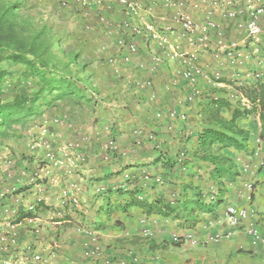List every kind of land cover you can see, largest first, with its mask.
Wrapping results in <instances>:
<instances>
[{
	"label": "crops",
	"instance_id": "1",
	"mask_svg": "<svg viewBox=\"0 0 264 264\" xmlns=\"http://www.w3.org/2000/svg\"><path fill=\"white\" fill-rule=\"evenodd\" d=\"M45 1L54 8L51 16L56 14L63 60L72 55L77 64L85 65L83 71L74 65L72 70L77 79L84 78L86 88L81 100L59 101L58 107L39 116L12 123L0 137V236L5 237L0 264H264V245L252 243L242 227L230 229L224 216L229 205L246 208L264 237V170L257 169L264 144L255 145L261 133L260 112L251 110L246 96L255 82L245 78L248 72H259L264 81V46L260 63L231 76L223 68L221 83L212 82L219 66L202 51L197 65L208 75L196 79L202 97L185 108L187 88L182 81L169 94L161 89L180 65L164 61L154 73L139 67L148 59L143 37L134 39L140 54L118 75L106 64L134 29L145 33L147 26L176 29L174 10L163 9L160 0H127L133 9L118 0H93L84 6L81 0ZM58 1L68 7L60 8ZM207 8L208 4L202 5L190 14L201 22ZM212 20L220 22V16L216 13ZM242 37L237 31L231 35L235 40ZM146 80L152 82V89L139 86ZM221 104H229L230 109ZM241 106L252 112L238 117L235 124L248 134L247 149L252 154L224 152L236 159L239 177L224 183L226 192L214 212L197 210L188 203L213 192L210 166L191 156L197 134L214 125L216 118L227 121L236 107L242 111ZM158 109L163 112L161 123L154 116ZM170 109L186 111L188 122L168 120L165 111ZM33 143L36 148L31 151ZM70 145L75 146L70 150L72 164L45 165V153ZM244 164L247 169H240ZM246 185L253 187L250 201L242 197ZM102 186L104 190L95 193ZM131 195L149 203L161 200L175 212L170 218L146 216L136 207L109 216L103 213L109 205L124 206ZM30 205L33 212L27 211ZM145 228L151 236L143 235ZM227 232H232L230 237L208 241ZM187 234L197 240L196 245L171 241ZM39 251L44 262L35 263L32 257Z\"/></svg>",
	"mask_w": 264,
	"mask_h": 264
},
{
	"label": "built area",
	"instance_id": "2",
	"mask_svg": "<svg viewBox=\"0 0 264 264\" xmlns=\"http://www.w3.org/2000/svg\"><path fill=\"white\" fill-rule=\"evenodd\" d=\"M92 1L81 0L80 2L84 6ZM118 2L127 8H134V5L127 0H118ZM160 3L163 9L174 10L172 22L176 29H158L154 26H147L145 27L146 33L143 31L144 29H134L130 33L129 41L118 46L117 53L106 61V64L113 68L116 75L140 54V48L134 39L135 37H143L146 42L148 59L146 65L139 63L141 64L139 67L154 73L155 69L164 61L180 65L181 68L173 70L170 79L161 89L169 94L172 92V88L182 81L184 87L187 88L183 105L185 108H190L202 97V92L196 81L197 77L207 75L204 74L203 68L197 65L202 51L209 54L211 60L219 66V69L211 75L213 83H221L223 68H227L231 76V74L246 68L253 62L260 63L259 57L264 46V0H160ZM205 4H208V8L202 13V21H195L190 14V10L198 11ZM60 6L66 8L68 4L62 1ZM216 13L220 16V22L212 20V16ZM100 22L107 24L104 19H100ZM236 31L243 35L241 40L231 38V35ZM182 42L187 46V49L180 47ZM245 78L248 81L263 82L262 84H264L262 75L259 72H248ZM229 82L235 81H233V78H229ZM139 86L145 89L153 88L152 82L149 80L141 82ZM154 100L155 94H152L150 101ZM165 115L170 121L177 120L186 123L188 120L186 111L170 109L165 111ZM154 116L155 119L161 120L163 112L158 109L155 111ZM167 129H169V126H167ZM263 144V141L256 137V147L259 148ZM74 147L70 145L55 151H48L44 156L45 165L56 168L61 166L63 162L72 164L73 154L70 153V150ZM35 148V143H33L30 150L34 151ZM247 166V164H244L240 169H247ZM44 169L49 168L45 167ZM257 169L264 170V156L258 162ZM49 172L50 170H46L47 174ZM123 178L126 181L129 180L128 175H124ZM246 187L248 190L242 197L244 200L250 201L253 187L252 185H246ZM103 190V186L97 187L95 193H101ZM34 208L33 205H30L27 207V211L33 212ZM3 212L6 215L10 214L9 209H5ZM13 214L16 215L17 212L14 211ZM224 216L230 229L242 227L252 243L264 245V237H261L257 223L252 220L246 208L229 205L225 208ZM144 226H147L145 222ZM231 234L232 232L217 233L212 235L208 241L217 242L225 237H230ZM143 235L149 237L152 232L145 228ZM181 240L192 245L197 244V240L190 234L184 235L183 238L176 236L171 238L173 243H179ZM4 242L5 237L0 236V245ZM32 259L35 263L44 262L41 251L35 253Z\"/></svg>",
	"mask_w": 264,
	"mask_h": 264
},
{
	"label": "trees",
	"instance_id": "3",
	"mask_svg": "<svg viewBox=\"0 0 264 264\" xmlns=\"http://www.w3.org/2000/svg\"><path fill=\"white\" fill-rule=\"evenodd\" d=\"M58 4L62 8L59 1ZM21 7L20 1L6 4L0 1V137L12 123L39 116L47 109L58 107L59 101L81 100L86 88L84 78L77 79V72L72 70L74 65L78 71H83L85 65L77 64L76 57L72 55L64 61L63 52L58 47L60 41L48 39L45 33L47 26L31 31L28 20L20 17ZM56 52L60 57L56 56ZM250 88L246 96L252 104L251 110L258 109L260 112L259 138L264 143V84L255 82ZM90 93L94 99H98V94L93 91ZM220 107L230 109L229 104H221ZM239 108L231 111L227 121L216 118L214 125L203 127L197 134L191 156L194 161L210 166L209 180L213 191L211 195L210 192L199 195L200 198L188 203L194 204L197 210L214 212L226 192L224 183L233 182L239 177L236 159L224 152L252 153L247 149L248 134L235 124L238 117L249 115L252 111L244 107L239 111ZM202 113L198 114L199 118L203 117ZM156 121L161 123V120ZM200 202L201 205H198ZM129 207L141 209L146 216L164 218H170L175 212L161 200L149 203L131 195L124 206L109 205L103 209V213L109 216L117 211L124 212ZM185 211L186 207H183L181 212Z\"/></svg>",
	"mask_w": 264,
	"mask_h": 264
},
{
	"label": "rangeland",
	"instance_id": "4",
	"mask_svg": "<svg viewBox=\"0 0 264 264\" xmlns=\"http://www.w3.org/2000/svg\"><path fill=\"white\" fill-rule=\"evenodd\" d=\"M2 3H12L20 1L22 4V7L19 9V14L22 19L28 20V23H30V30L36 31L38 29H41L42 27H48L46 28V35L48 39H51L50 41H60L61 40V33L58 29V23L55 19V15H52V12L54 11L53 7L48 6V1L45 0H0ZM54 16V18H53ZM57 46V45H56ZM56 46H54V49H56ZM56 52V56H59ZM60 57V56H59Z\"/></svg>",
	"mask_w": 264,
	"mask_h": 264
}]
</instances>
